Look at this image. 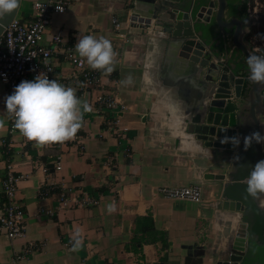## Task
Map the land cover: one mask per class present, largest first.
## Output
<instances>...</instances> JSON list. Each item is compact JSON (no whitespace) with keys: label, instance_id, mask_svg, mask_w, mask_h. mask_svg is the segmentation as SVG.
I'll return each instance as SVG.
<instances>
[{"label":"crops","instance_id":"crops-1","mask_svg":"<svg viewBox=\"0 0 264 264\" xmlns=\"http://www.w3.org/2000/svg\"><path fill=\"white\" fill-rule=\"evenodd\" d=\"M33 1L43 0H20L15 16L31 18ZM131 3L69 0L64 12L50 15L41 39V44L48 45L51 36L59 34L61 47L87 34L111 41L115 71L111 75L100 71L99 81L128 106L117 112L116 130L106 127L103 110L89 94L77 95L92 111L84 113L75 139L59 147L38 148L16 128L8 131L6 88L0 82V121L4 122L0 127V182L6 164L21 176L15 200L25 214L23 236L9 239L0 232V264H214L222 258L232 230L224 222L227 213L217 204L221 183L202 178L204 172L222 169L194 141H184L178 134L176 108L180 97L191 91L192 81L176 69L175 53L168 51L165 33L128 26ZM112 18L121 23L124 39L112 35ZM221 45L227 48L224 57L229 63L242 61L230 42ZM52 61L57 71H67L60 56ZM129 75L133 83L125 86L121 81ZM23 80L33 79L19 83ZM56 161L59 169L53 168ZM196 183L202 189L199 203L167 199L156 191L160 186ZM61 192L68 198L97 193L98 201L93 205L69 201L56 209ZM110 204L115 205L112 213L107 210ZM38 208L54 212L50 215ZM146 215L164 239L134 245L130 242L134 219ZM77 229L83 244L73 251ZM27 242H33L36 249L14 261L13 255ZM188 245L200 246L203 254L195 255Z\"/></svg>","mask_w":264,"mask_h":264},{"label":"water","instance_id":"water-1","mask_svg":"<svg viewBox=\"0 0 264 264\" xmlns=\"http://www.w3.org/2000/svg\"><path fill=\"white\" fill-rule=\"evenodd\" d=\"M224 4V0H132L128 26L165 33L176 69L192 81L191 91L180 97L176 108L178 134L217 161L222 172H204L202 178L221 183L217 204L236 216L235 222L224 221L232 234L222 258L214 264H242L250 243H264V205L259 202L264 195L254 199L245 191L252 166L264 159L263 145L254 142L247 150L243 147L244 136L253 131L264 134L262 84L249 80L244 28L238 18L225 17ZM15 13L0 19V34ZM227 42L242 61L229 63L224 57L227 48L221 44ZM237 134L239 148L221 143L225 135ZM236 155L239 159H234ZM186 248L194 249L197 256L203 254L200 246Z\"/></svg>","mask_w":264,"mask_h":264},{"label":"built area","instance_id":"built-area-1","mask_svg":"<svg viewBox=\"0 0 264 264\" xmlns=\"http://www.w3.org/2000/svg\"><path fill=\"white\" fill-rule=\"evenodd\" d=\"M244 14L250 25H255L256 18L261 7L260 0H244ZM69 4V0H43L33 1V13L31 18H18L14 16L3 28L0 34V82L5 85L6 96L13 93L15 86L24 78L35 79L44 72L50 80L56 79L59 83L76 89V95L89 94L98 109L103 110V120L107 128L116 130L117 112L128 109L114 94L105 90L99 81L100 71L91 69L86 59L79 57L75 52V44L71 46H60L59 34L51 36L48 45L41 44L42 35L49 23L50 15L62 13ZM112 35L120 39L126 36L121 31V23L117 18L111 19ZM244 35L248 32V26H244ZM249 53L264 55V42L257 34L245 37ZM60 56L68 69L66 72L57 71L53 59ZM260 94L264 99V84ZM8 118V131L15 130L13 119ZM59 147L60 143H55ZM59 162L53 165L59 169ZM21 176L14 175L10 165H5V174L0 182V191L3 199L0 202V232L7 238L21 237L25 230V214L21 204L15 200V188ZM156 191L164 198L202 202V189L196 183L188 186H160ZM71 201L75 204H96L98 194H84L82 198H68L61 192L57 197V208L65 207ZM39 212L50 215L54 210L38 208ZM36 249L33 242H27L18 252L13 255L16 262L21 261L32 250Z\"/></svg>","mask_w":264,"mask_h":264},{"label":"clouds","instance_id":"clouds-1","mask_svg":"<svg viewBox=\"0 0 264 264\" xmlns=\"http://www.w3.org/2000/svg\"><path fill=\"white\" fill-rule=\"evenodd\" d=\"M19 6L20 0H0V19L16 12ZM74 48L79 57L86 59L91 69L107 75L115 71L116 53L106 37L97 38L90 34L80 36ZM246 64L249 80L264 84V55L249 53ZM121 83L125 86L132 84L131 75L125 77ZM5 107L6 113L13 119L14 127L38 148L75 139L83 126L84 113L92 111L91 105L76 95V89L65 86L56 79L50 80L44 72L38 74L34 80H23L15 86L13 93L5 97ZM3 124L0 121V127ZM254 142L264 144V134L253 131L244 136V150L250 148ZM221 143H230L234 148H239L241 136L225 135ZM234 159H239L238 155ZM246 185V193L254 199L264 195V159L252 166ZM107 210L109 213L114 212L115 205H108ZM82 244V232L77 229L72 250H78Z\"/></svg>","mask_w":264,"mask_h":264},{"label":"trees","instance_id":"trees-1","mask_svg":"<svg viewBox=\"0 0 264 264\" xmlns=\"http://www.w3.org/2000/svg\"><path fill=\"white\" fill-rule=\"evenodd\" d=\"M243 12H244V3H243ZM244 26H248V32L245 34V37L253 34L254 31L260 38H264V29L255 27V25H250V20H246V16H243ZM256 28V29H254ZM262 111L264 112V99H262ZM264 151V144H263ZM163 235L161 232L157 231L152 223V219L149 215L144 217H136L134 219V228L133 235L130 239V242L134 245H140L141 243L154 242L157 240H163ZM257 261L258 264H264V243H250L249 250L246 258L242 264H251V262Z\"/></svg>","mask_w":264,"mask_h":264},{"label":"flooded vegetation","instance_id":"flooded-vegetation-1","mask_svg":"<svg viewBox=\"0 0 264 264\" xmlns=\"http://www.w3.org/2000/svg\"><path fill=\"white\" fill-rule=\"evenodd\" d=\"M225 2V17L227 19L231 18L232 16L238 18L241 21L242 27H244V12H243V2L244 0H224ZM264 238V232H263ZM252 264L255 263L254 261L251 262ZM257 264V263H255Z\"/></svg>","mask_w":264,"mask_h":264},{"label":"rangeland","instance_id":"rangeland-1","mask_svg":"<svg viewBox=\"0 0 264 264\" xmlns=\"http://www.w3.org/2000/svg\"><path fill=\"white\" fill-rule=\"evenodd\" d=\"M260 2H261V7L259 9V13H258L257 18H256L255 27H258L257 29H259V28L264 29V0H260ZM254 29H256V28H254ZM255 31H254V34H256ZM261 40L264 42V38L263 39L261 38ZM261 115L263 116L262 121H264V112L263 111L261 112ZM218 192L219 191L217 190V193Z\"/></svg>","mask_w":264,"mask_h":264},{"label":"bare ground","instance_id":"bare-ground-1","mask_svg":"<svg viewBox=\"0 0 264 264\" xmlns=\"http://www.w3.org/2000/svg\"><path fill=\"white\" fill-rule=\"evenodd\" d=\"M259 202H260L261 205H264V198H261ZM224 213H227V212H224ZM225 216L231 222H235L236 221V216H234V215H231V214L227 213Z\"/></svg>","mask_w":264,"mask_h":264}]
</instances>
